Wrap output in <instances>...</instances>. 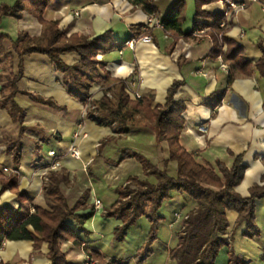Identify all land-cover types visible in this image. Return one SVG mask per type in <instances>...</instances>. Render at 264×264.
<instances>
[{
  "label": "crops",
  "instance_id": "crops-1",
  "mask_svg": "<svg viewBox=\"0 0 264 264\" xmlns=\"http://www.w3.org/2000/svg\"><path fill=\"white\" fill-rule=\"evenodd\" d=\"M16 1L0 0V8L5 4L14 6ZM178 1L155 0L158 14L164 16ZM194 4L193 10L184 12V35L168 34L165 29L155 27L151 29L153 41H138L134 48L126 42L138 40L147 33L144 24L150 15L129 0H48L44 19L57 21L67 37L84 35L93 39L111 31L118 46L107 52L100 51L98 59L106 63L105 68L112 77L126 80L129 88L140 96L153 95V107L165 104L170 86L175 80L182 81L176 94V99L184 101L186 106L181 145L202 164L213 167L219 160L231 167L234 157L242 155L246 170L236 190L247 197L255 184L264 186V77L255 67L264 55L261 46L264 44V0L250 2L246 9L235 14L224 33L225 46L222 47L219 39L222 53L227 52L229 45L241 47L242 54L254 65L252 74L239 76L232 83H229V70L222 67L223 56L219 47L215 48L212 33L214 15L223 12L224 4L220 0L203 5L207 15L199 17L196 16L195 0ZM195 22L202 26L195 28ZM138 25L143 27L132 28ZM199 29H204L205 33L195 36L193 33ZM0 30L16 40L22 32L40 37L43 25L36 16L23 10L20 18L2 17ZM4 47L0 57L4 58L5 52H10L11 56L0 61V209H18L22 204L17 193L10 189L1 191L3 180L12 174L4 171L5 166L19 170V189L31 198V207L45 205L44 186L49 174L57 172L67 177L62 189L72 205L89 191L90 206L78 214L92 212L97 198L103 206L85 221L88 233L81 235L83 248L72 241H62L68 264H84L90 250L102 255L103 261L97 264L113 261L177 264L170 256V249L177 242L175 235L179 225V220L174 221V215L177 211L185 213L194 207V200L187 193L174 190L172 197L163 201L159 210L162 220L158 238L152 245V254L143 263H138L135 256L150 235V218L140 217L125 238L118 240L114 231L122 220L102 214L117 201V188L127 185L130 176L145 177L142 165L132 153H143L162 168L169 157L168 143L159 144L155 133L149 129L120 132L117 124H98L88 116L89 103L69 92L63 83V73L48 55L31 53L20 58L9 40L4 41ZM62 59L73 65L81 60V56L77 52H65ZM21 68L23 75L18 87L50 98L58 105L52 107L36 103L25 94L16 95V104L26 113L23 125L16 122L9 108L1 104L6 76L19 74ZM97 69L103 77L106 76L99 65ZM104 88V83H95L90 90L92 99L99 100ZM219 91H223L221 101L216 106L207 104L209 97ZM19 138L22 141V162L17 167L13 154L8 151V142ZM73 142L80 147V159L68 153ZM50 149L62 155V165L58 169L49 170ZM168 171L177 175V161L169 162ZM148 180L154 184L158 182L154 175ZM238 216L235 210L227 211L228 235L235 231L231 246L223 247L213 264H229L231 249L244 258L246 264H264V198L256 200V223L260 235L246 236L245 223L236 228ZM48 252V243L36 249L33 240L10 239L6 240L1 258L4 264L26 261L50 264Z\"/></svg>",
  "mask_w": 264,
  "mask_h": 264
},
{
  "label": "trees",
  "instance_id": "trees-1",
  "mask_svg": "<svg viewBox=\"0 0 264 264\" xmlns=\"http://www.w3.org/2000/svg\"><path fill=\"white\" fill-rule=\"evenodd\" d=\"M129 1L135 7H141L149 15L158 14L155 0ZM216 1L220 0H195L196 16L207 15L203 5ZM47 6L48 0H17L14 6L2 5L0 19L9 15L20 18L22 11L27 10L42 23L43 32L40 37L22 32L16 40H12L8 34L0 30V53L5 51L4 41L9 40L13 51L20 58L31 53L48 55L63 73V83L69 92L86 104L89 98H92L91 87L95 83H104L106 88L103 96L99 100L91 99V106L88 108V116L91 119L100 125L117 124L120 132L149 129L155 133L159 144L168 143L169 157L162 168L145 154L132 153L142 165L145 177L130 176L127 185L117 188L119 195L117 201L102 212L104 216L118 217L122 220V224L114 231L118 240L125 238L129 228L140 217L150 218L151 232L144 245L139 248L135 256L136 261L143 263L152 254V245L158 238L159 224L162 220L159 210L163 201L172 197L171 192L174 190L184 191L195 204L183 214L181 222L174 215V221L181 223L176 235L177 242L170 249V256L177 261V264H213L220 250L225 246H231L235 229L231 235H228V210L238 212L236 228L245 223L246 236L260 235L256 223V200L264 198V186L255 184L250 189V196L247 197L236 190L246 170L243 156H235L231 167L220 160L216 167H213L202 164L194 154L181 145L180 137L185 127L183 113L186 106L184 101L176 99V94L183 82L180 80L173 82L168 89L167 101L163 105L158 104L153 107L155 100L153 95L133 98L129 92L128 82L112 77L105 68L106 63L98 59L100 51L107 52L118 46L112 37V32L108 31L93 39L84 35L67 37L65 30L60 28L57 21L44 19ZM185 7V1L180 0L162 16L165 29L177 36L184 35ZM223 17V12L214 15L212 33L215 48L219 47L220 55L228 66L229 83H232L239 76L252 74L254 65L242 54L241 47L232 48L229 45L227 52L222 53L218 35L227 31V27L220 26ZM195 25V28L202 26L198 22H195ZM136 27L142 28L143 25L132 26L133 29ZM261 46L264 51V44L261 43ZM65 52H77L81 60L73 65L67 64L62 59V54ZM10 56V52H5L3 57L9 59ZM4 58L0 57V61ZM97 65L105 72V77L100 74ZM255 67L264 77V55ZM22 75L23 68L17 75L6 76L1 104L3 107H8L13 119L23 125L26 113L16 104L14 100L16 95L25 94L36 103L52 107L58 105L50 98L21 90L17 84ZM222 95L223 91L216 92L206 103L216 106L221 101ZM8 151L13 154L18 167L22 162L21 138L10 140ZM170 161H177V175L169 173ZM150 175L157 178L156 184L148 180ZM66 180L65 175L51 172L43 190L45 205L33 207L28 194L19 189L17 173H12L3 180L1 191L10 189L17 193L22 204L18 209H0V247L4 241L10 239L33 240L36 249L41 248L43 243H48L47 257L51 261L50 264H68L66 253L62 249V241H72L77 247L83 248L84 239L81 235L88 233L84 224L96 209L93 208L92 212L83 215L78 214V211L88 209L90 206L89 191L72 205L62 189V183ZM88 252L100 262L103 261L99 252L95 250ZM0 264L4 263L0 262ZM107 264L126 263L113 261ZM229 264H246V260L231 249Z\"/></svg>",
  "mask_w": 264,
  "mask_h": 264
},
{
  "label": "built area",
  "instance_id": "built-area-1",
  "mask_svg": "<svg viewBox=\"0 0 264 264\" xmlns=\"http://www.w3.org/2000/svg\"><path fill=\"white\" fill-rule=\"evenodd\" d=\"M221 1L224 4V10H223L224 17H223V20L221 21L220 26L221 27H228L230 22L234 18L235 14L246 9L250 2H255V1H259V0H243V1L221 0ZM263 10H264V4H263ZM77 15H79V14L77 13ZM155 27L165 29V25L162 22V15L153 13L150 15V17L148 18V20L144 24V30L147 33L145 35H143L141 38H139L138 40L137 39L128 40L126 42V45L134 48L136 42H138V41H144V42L153 41L154 36L151 32V29H153ZM167 33L170 34L169 31H167ZM204 33H205L204 29H199V30L195 31L193 34L195 36H202ZM218 37L221 40L222 47L225 46L224 34H219ZM222 67L224 70H228V66L223 60H222ZM129 92L134 97H140V94L138 92H134L133 90H131V88H129ZM91 99L92 98H89V101ZM90 105H91V103L89 102L88 108L90 107ZM76 137L78 138V134L76 135ZM68 153L76 159L81 158V150H80V147L78 146V144L76 142H73L70 145ZM48 156L50 157L49 170H54V169H58L61 167L62 155L57 150L50 149L48 152ZM4 171L9 172V173L19 174V170L13 169L10 167H6V166L4 167ZM102 208H103L102 202L100 199L97 198L95 200V209L101 210ZM175 217L177 218V220H179V219H183L184 215L182 212H176ZM5 243H6V241H4L2 246L0 247V262H3L2 258H1V252L4 248ZM95 263H97V261L93 257H90L89 255L86 256V260H85L84 264H95ZM22 264H30V262L26 261V262H23Z\"/></svg>",
  "mask_w": 264,
  "mask_h": 264
},
{
  "label": "rangeland",
  "instance_id": "rangeland-1",
  "mask_svg": "<svg viewBox=\"0 0 264 264\" xmlns=\"http://www.w3.org/2000/svg\"><path fill=\"white\" fill-rule=\"evenodd\" d=\"M185 8H186V13H188V11H190V10H193L194 9V6H195V4H194V0H186V3H185ZM91 103V100L90 101H88V103ZM95 204V203H94ZM184 214V213H183ZM181 220L182 219H179V221L181 222ZM178 223L179 225L181 224V223ZM178 225V227L176 228V231H178L179 229H180V227H181V225L179 226ZM175 239H176V235H175ZM174 239V240H175ZM87 255H89L90 257H93L96 261H97V263H100V261L97 259V258H95L93 255H91L89 252H87L86 253V256ZM85 263V262H84ZM97 263H95V264H97Z\"/></svg>",
  "mask_w": 264,
  "mask_h": 264
}]
</instances>
